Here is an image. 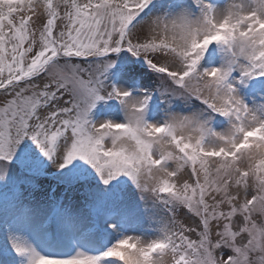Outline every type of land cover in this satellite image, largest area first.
<instances>
[{
    "label": "snow or ice",
    "instance_id": "obj_1",
    "mask_svg": "<svg viewBox=\"0 0 264 264\" xmlns=\"http://www.w3.org/2000/svg\"><path fill=\"white\" fill-rule=\"evenodd\" d=\"M0 264H264V0H0Z\"/></svg>",
    "mask_w": 264,
    "mask_h": 264
},
{
    "label": "rangeland",
    "instance_id": "obj_2",
    "mask_svg": "<svg viewBox=\"0 0 264 264\" xmlns=\"http://www.w3.org/2000/svg\"><path fill=\"white\" fill-rule=\"evenodd\" d=\"M104 115H105V113H104L103 109L101 108V109L98 111V113H97V118H104ZM49 183H53V182L48 181V180H42V181H41V184H43V185H47V184H49Z\"/></svg>",
    "mask_w": 264,
    "mask_h": 264
}]
</instances>
